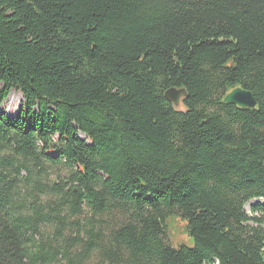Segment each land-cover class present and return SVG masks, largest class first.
Returning a JSON list of instances; mask_svg holds the SVG:
<instances>
[{"label":"trees","instance_id":"16d2710c","mask_svg":"<svg viewBox=\"0 0 264 264\" xmlns=\"http://www.w3.org/2000/svg\"><path fill=\"white\" fill-rule=\"evenodd\" d=\"M12 89L0 264H264V0H0Z\"/></svg>","mask_w":264,"mask_h":264},{"label":"water","instance_id":"95a60500","mask_svg":"<svg viewBox=\"0 0 264 264\" xmlns=\"http://www.w3.org/2000/svg\"><path fill=\"white\" fill-rule=\"evenodd\" d=\"M187 95L185 88L172 87L165 91V96L175 107H179L183 98ZM225 102L237 104L240 107L254 108L257 106V99L254 93L242 87H236L229 91L224 98Z\"/></svg>","mask_w":264,"mask_h":264},{"label":"rangeland","instance_id":"374dc122","mask_svg":"<svg viewBox=\"0 0 264 264\" xmlns=\"http://www.w3.org/2000/svg\"><path fill=\"white\" fill-rule=\"evenodd\" d=\"M25 100L24 95L22 92H20L18 89H12L9 97L7 100L4 102H0V109L8 112L12 116H16L19 114L21 107H22V102ZM179 107H183V103L179 105ZM84 137V135H81ZM52 178H58V175H66V170L60 169V168H54L52 169ZM253 202H259V203H264V199H254ZM247 209H249V206H247ZM187 237L185 236H179L177 239L174 240V242H181L182 240H186Z\"/></svg>","mask_w":264,"mask_h":264}]
</instances>
